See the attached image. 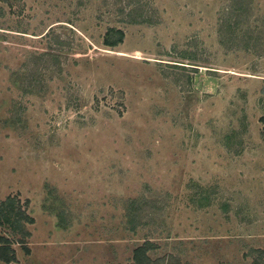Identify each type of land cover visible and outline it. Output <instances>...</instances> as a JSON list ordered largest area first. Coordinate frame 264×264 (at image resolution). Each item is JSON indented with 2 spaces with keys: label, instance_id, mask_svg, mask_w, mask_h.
Returning <instances> with one entry per match:
<instances>
[{
  "label": "rangeland",
  "instance_id": "rangeland-1",
  "mask_svg": "<svg viewBox=\"0 0 264 264\" xmlns=\"http://www.w3.org/2000/svg\"><path fill=\"white\" fill-rule=\"evenodd\" d=\"M248 1L234 43L232 0H0V202L27 215L0 264H132L146 239L156 264H264Z\"/></svg>",
  "mask_w": 264,
  "mask_h": 264
},
{
  "label": "trees",
  "instance_id": "trees-1",
  "mask_svg": "<svg viewBox=\"0 0 264 264\" xmlns=\"http://www.w3.org/2000/svg\"><path fill=\"white\" fill-rule=\"evenodd\" d=\"M227 16L224 18V22L221 26L224 38L229 37L234 43L243 41V38L239 35L238 29L241 27V23L245 17L248 16L250 11V1L248 0H232L228 8ZM133 22L142 23L144 19L133 18ZM251 36V37H250ZM246 39L245 48L253 50L260 55H264V30L253 31L252 34ZM125 38V32L116 27H111L107 30L104 36L103 43L106 46L116 47L123 43ZM222 38V41L226 43V40ZM222 42V43H223ZM234 47V46H231ZM264 124V117H262ZM264 129V127H263ZM264 131V130H263ZM236 150H238L236 148ZM27 217L14 202L12 197L0 202V226H7L14 232L22 229V219ZM33 221L32 219H29ZM28 233V232H25ZM12 240L2 232L0 228V260L5 263H12L17 261V253L12 246ZM155 244L146 239L142 244L134 249L132 264H156V260L150 255L154 250ZM29 252V248H25Z\"/></svg>",
  "mask_w": 264,
  "mask_h": 264
}]
</instances>
